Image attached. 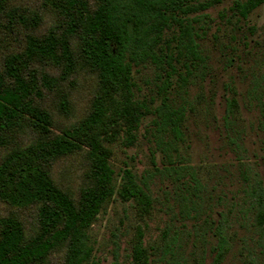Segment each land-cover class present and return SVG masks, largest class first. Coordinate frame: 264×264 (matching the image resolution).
<instances>
[{
	"label": "trees",
	"instance_id": "1",
	"mask_svg": "<svg viewBox=\"0 0 264 264\" xmlns=\"http://www.w3.org/2000/svg\"><path fill=\"white\" fill-rule=\"evenodd\" d=\"M56 17L45 28L41 12L9 10L14 0H0V14L23 31V48L0 60V264H47L64 252L61 264H87L94 247L89 230L105 206L117 195L145 209L152 199L132 170L126 169L117 186L110 161L112 145L133 146L143 121L157 115L160 130L181 137V116L170 108L171 79L186 84L204 64L198 18H189L209 4L192 0H43ZM264 0L235 2L232 11L248 19ZM169 33V34H168ZM169 35V36H168ZM175 44V46H174ZM155 66L167 78L158 86L162 98L137 96L134 69ZM177 65L186 68V75ZM82 72L97 78L89 114L79 122L55 129L54 112L71 113L73 80ZM162 80V79H161ZM229 102V114L235 107ZM82 153L84 182L77 193L61 188L57 164ZM145 185V184H144ZM257 221L264 228V187L253 192ZM2 207L13 209L3 215ZM35 211L36 224L28 229L21 213ZM219 245L214 264L226 251L225 238L216 228ZM133 247V264H148L141 242ZM264 255V252H263ZM54 259V258H53ZM52 259V261H53Z\"/></svg>",
	"mask_w": 264,
	"mask_h": 264
},
{
	"label": "rangeland",
	"instance_id": "2",
	"mask_svg": "<svg viewBox=\"0 0 264 264\" xmlns=\"http://www.w3.org/2000/svg\"><path fill=\"white\" fill-rule=\"evenodd\" d=\"M237 1L246 0H192L209 7L189 16L198 18L194 26L204 64L186 84L173 76L168 92L170 108L182 115L181 137L160 130V117L153 114L143 121L133 146H111L117 186L124 171L132 170L152 206L145 209L116 195L89 230L94 252L87 264H133L140 234L148 264H214L218 226L226 242L218 264H264V228L253 195L264 187V3L245 20L232 11ZM13 8L41 12L44 29L56 17L43 0H14L7 13ZM13 23L0 14V60L23 48V31ZM177 67L186 75L183 65ZM166 78L155 66L135 68L138 98L154 99L150 105L159 107L158 86ZM70 85V115L51 109L56 130L89 114L97 78L82 72ZM232 100L236 103L229 114ZM84 174L82 153L62 159L54 170L57 184L73 193ZM2 211L13 213L8 207ZM21 217L29 230L36 224L32 209ZM63 258V251L56 252L47 264H61Z\"/></svg>",
	"mask_w": 264,
	"mask_h": 264
}]
</instances>
